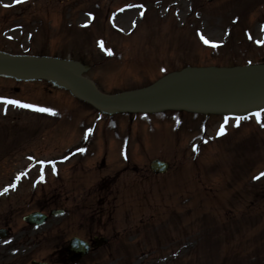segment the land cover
Returning <instances> with one entry per match:
<instances>
[{"label":"rangeland","instance_id":"1","mask_svg":"<svg viewBox=\"0 0 264 264\" xmlns=\"http://www.w3.org/2000/svg\"><path fill=\"white\" fill-rule=\"evenodd\" d=\"M262 29L264 0H0V51L79 60L106 93L155 86L186 65L264 63ZM62 88L0 74V97L55 113L0 104V190L19 176L8 191L30 192L43 174L46 196L70 212L61 237L89 220L109 240L82 264H264V121L229 126L226 147L213 137L219 113L188 129L181 110L106 113ZM158 156L168 174L149 171ZM187 164L199 182L185 179Z\"/></svg>","mask_w":264,"mask_h":264},{"label":"water","instance_id":"2","mask_svg":"<svg viewBox=\"0 0 264 264\" xmlns=\"http://www.w3.org/2000/svg\"><path fill=\"white\" fill-rule=\"evenodd\" d=\"M37 69L46 76L75 87L83 96L97 105L115 109L125 106L160 107L165 105L197 102L209 108L244 99L264 100V67L244 69L234 75L202 70H188L178 76V89L165 91H140L115 96H105L97 92L80 75V65L60 60L31 57H11L0 54V71H14L28 76L26 71ZM153 166L163 170L164 164L155 161Z\"/></svg>","mask_w":264,"mask_h":264},{"label":"flooded vegetation","instance_id":"3","mask_svg":"<svg viewBox=\"0 0 264 264\" xmlns=\"http://www.w3.org/2000/svg\"><path fill=\"white\" fill-rule=\"evenodd\" d=\"M45 204H40L38 210L45 211ZM12 216L5 218L4 227H7L6 239H0V264H28L33 259L45 261L46 253L43 243L46 240L47 225L57 227L55 218H47L43 225H33L22 222L20 225H11ZM34 255V256H33ZM50 262L61 261L65 258L62 250L54 247L50 252Z\"/></svg>","mask_w":264,"mask_h":264},{"label":"snow or ice","instance_id":"4","mask_svg":"<svg viewBox=\"0 0 264 264\" xmlns=\"http://www.w3.org/2000/svg\"><path fill=\"white\" fill-rule=\"evenodd\" d=\"M18 2H22V0H18ZM262 30H264V29H262ZM201 39L204 41L205 44L209 43V41L207 39H204L203 36H201ZM212 46L216 47L217 45L216 44H212ZM108 54L111 55V52L109 51ZM0 104H3L5 106L10 105V106H14V107L23 108V109H30V110H33V111H36V112H47V113H49L51 115H55V113L52 112L48 108L37 107V106L31 105V104H28V103H24V102H21V101H18V100H13V99L0 97ZM253 115L257 118V122L260 123L261 113L257 112V113H253ZM235 119H236L237 123L234 126L235 127H239V121L241 119L248 120V119H250V117H247V116L246 117H236ZM261 127H264V124H261ZM224 134H225V126L222 124L220 129H219V131H218V135H224ZM80 151L83 152L84 149H80ZM193 151H196V149L194 148ZM21 175H23V173ZM262 176H264V173H261L260 176L256 177V179H259ZM17 179H20V177L18 176ZM43 180H44V176H43V174H41L38 182H43ZM12 187L15 188V185H12ZM7 191H8V189L5 188L4 192H7ZM2 194L3 193H0V195H2Z\"/></svg>","mask_w":264,"mask_h":264},{"label":"bare ground","instance_id":"5","mask_svg":"<svg viewBox=\"0 0 264 264\" xmlns=\"http://www.w3.org/2000/svg\"><path fill=\"white\" fill-rule=\"evenodd\" d=\"M127 12L130 14H135L137 12V10L135 9V7H131L130 9H128Z\"/></svg>","mask_w":264,"mask_h":264}]
</instances>
